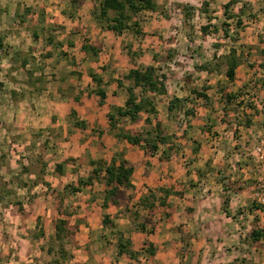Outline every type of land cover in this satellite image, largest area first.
<instances>
[{"label":"rangeland","instance_id":"obj_1","mask_svg":"<svg viewBox=\"0 0 264 264\" xmlns=\"http://www.w3.org/2000/svg\"><path fill=\"white\" fill-rule=\"evenodd\" d=\"M155 1L156 11L137 15L141 33L117 34L92 16L98 0H0V264H264V239L255 246L250 237L264 227L247 210H238L243 219L232 231L234 242L216 245L220 256L184 258L194 243L180 240L177 231L179 180L185 166H197L194 141L203 143L207 171L228 190L237 185L231 176L241 164L259 173L251 150L264 127V0ZM83 37L98 48L96 55L80 50ZM230 49L241 58L233 81L225 76ZM148 64L166 74L165 92L153 95L156 113L142 112L136 122L121 118L110 129L106 114L111 105H124L132 85L126 75ZM90 69L103 79L102 105L92 92ZM201 91L207 98L196 94ZM226 93L234 97L228 101ZM175 97L179 107L169 113ZM156 121L173 149L160 144L150 159L140 146L116 136L119 128L145 136ZM163 150L169 158L161 161ZM118 154L134 165L133 188L103 208L104 171L89 185L79 181L92 175V160ZM157 187L170 190L168 206L149 216L138 202ZM104 214L115 227L102 224ZM60 218L67 220L61 240L54 228ZM118 232L131 241L134 258L118 254ZM147 239H155L160 256L143 250Z\"/></svg>","mask_w":264,"mask_h":264},{"label":"trees","instance_id":"obj_2","mask_svg":"<svg viewBox=\"0 0 264 264\" xmlns=\"http://www.w3.org/2000/svg\"><path fill=\"white\" fill-rule=\"evenodd\" d=\"M78 3V0H73ZM230 2L225 4V8L229 7ZM158 4L155 0H98L97 5H95L92 16L97 22H102L106 24V28L117 34H122L125 29L132 30L135 33H141V28L139 27V22L137 20V15L142 11H156ZM29 11V10H27ZM189 15V14H188ZM237 24L240 26L242 22L238 18ZM203 32L208 29L207 25L201 26ZM52 41V39H49ZM72 45V43H70ZM59 46H61L59 44ZM5 49L4 39L0 35V51ZM80 50L85 53L91 52L96 55L98 48L93 44L88 42L86 37H83V42L81 43ZM156 58L155 55H153ZM156 61V59H154ZM241 58L236 55L234 49L225 55L226 71L225 76L228 80L233 81L235 78V72L237 67L240 65ZM26 62L23 61L22 67H25ZM159 67L148 64L141 65L131 68L126 75L127 78L132 80V85L127 87V98L123 106L111 105L109 111L106 114L108 124L110 129H116L117 123L121 118H129L130 121L136 122L140 120V114L142 112H147L149 114L156 113V108L154 104V94H163L166 90V74L159 73ZM32 76V72L29 73ZM88 75L91 80L96 85L94 92L98 97V104L102 105L107 97L106 90L104 88V83L102 77L95 72V70H88ZM120 86V81L117 82ZM139 88L141 94L137 96L135 89ZM206 89V88H204ZM198 96L206 97V94L201 92H196ZM228 101H230L234 96L232 93H226ZM78 101V98L76 97ZM180 99L175 97L172 98L168 103V111L172 113L177 106L179 107ZM186 114H190L192 111L184 110ZM74 114V110L71 111ZM147 122L148 119H147ZM244 124L249 126L250 120L245 118ZM79 128H84L83 123L75 122ZM186 131L184 132V135ZM116 136L124 139L131 145L140 146L146 157H152L157 154L159 150V145H169L170 137L167 135L161 127L159 121L154 123V128L143 136L142 134H131L123 129H118ZM195 153L199 151L200 143L196 140L194 141ZM170 149H173L169 145ZM169 158L168 152L163 150L159 156V160L163 161ZM91 164L94 165L92 169V175L87 178L86 181H79V183L89 185L92 183L94 176L100 171H104V197L102 207L107 208L109 204L118 203V195L123 189L133 188L132 175L134 172V165L123 157V154L113 155L110 160L98 159L92 160ZM60 164L57 165L60 168ZM157 193L161 195L158 196L154 190H149L147 195L140 197L138 204L142 206L149 216L155 214V211L159 206H168L167 197L170 195V190L163 187H157ZM230 189V187H228ZM75 190H79V187H75ZM157 201V203H156ZM228 198H223V204H226ZM62 201L59 202V208H61ZM253 208H258L264 210V205L252 202ZM60 211V209H59ZM148 220V219H147ZM148 222V221H147ZM66 219H58L54 224L55 237L57 239H62L63 234L66 230ZM102 224L104 226L115 227V223L110 219L108 214H104L102 217ZM139 230L146 231L145 224H140ZM264 231L262 229H253L250 233V237L253 241L259 240L263 235ZM131 241L129 239H124L122 233L118 232L117 236V251L119 255H128L130 258H134V254L130 248ZM143 249L149 256H154L156 253V248L154 243L150 240H144Z\"/></svg>","mask_w":264,"mask_h":264},{"label":"crops","instance_id":"obj_3","mask_svg":"<svg viewBox=\"0 0 264 264\" xmlns=\"http://www.w3.org/2000/svg\"><path fill=\"white\" fill-rule=\"evenodd\" d=\"M251 128V127H250ZM252 135L248 140L254 139L253 132L256 129H252ZM259 132V131H258ZM257 133V132H256ZM254 141V140H253ZM203 143L200 142L199 151L195 154L197 157V166L193 167L190 164L184 167V174L179 182L183 184L179 192V206L178 209L181 211L180 223H178L177 231L182 234L180 240L189 239L190 242L194 243L191 250L182 253L184 258H202L206 256H220L221 253L217 250L216 245L228 240V243L234 242L233 232L237 233V229L242 224V215L238 214V210H247V217H257V224L262 222L261 227H264V221L261 218L264 214V210L253 208V192L258 177L255 170L247 171L241 164L236 175L231 176V179L236 182L235 188L228 190L222 187L223 181L217 179L215 174H210V170L207 171L206 165L209 163L206 160V155L201 154ZM150 159V158H148ZM213 162H215L213 160ZM213 166V165H211ZM255 167V166H254ZM238 168V166H237ZM250 170V169H248ZM242 172V173H241ZM233 182V181H232ZM193 183L192 185H190ZM227 193L229 196L227 208L235 210L236 218H232L231 213H228L223 209V195ZM251 208V209H249ZM253 220V219H252ZM232 228V230H230ZM260 228V227H257ZM180 229V230H179ZM230 230L232 233L228 237L223 236V230ZM264 239V236L260 237L259 240L253 241L252 243L258 244ZM151 241L153 239H150ZM155 248V239L152 241ZM238 243V242H237ZM232 246V245H231ZM231 248H234L233 246ZM155 256L158 254L156 250ZM229 252H232L230 250ZM225 254V253H223ZM156 258V257H155Z\"/></svg>","mask_w":264,"mask_h":264},{"label":"built area","instance_id":"obj_4","mask_svg":"<svg viewBox=\"0 0 264 264\" xmlns=\"http://www.w3.org/2000/svg\"><path fill=\"white\" fill-rule=\"evenodd\" d=\"M262 44V49L264 50V38ZM253 143L255 144H253L251 154L259 172L253 192V201L264 205V127L257 132V137Z\"/></svg>","mask_w":264,"mask_h":264}]
</instances>
